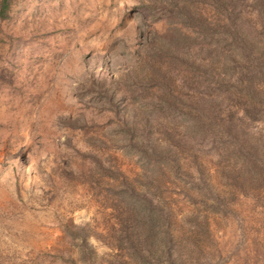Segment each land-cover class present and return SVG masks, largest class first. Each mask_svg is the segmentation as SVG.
Segmentation results:
<instances>
[{"label":"rangeland","instance_id":"374dc122","mask_svg":"<svg viewBox=\"0 0 264 264\" xmlns=\"http://www.w3.org/2000/svg\"><path fill=\"white\" fill-rule=\"evenodd\" d=\"M245 3L264 40V16ZM192 8L218 18L200 1ZM174 9L164 0H9L0 17V264H264V155L257 182L185 133L193 148L174 149L182 171L203 172V193L167 166L151 171L123 130L147 103L153 140L174 146L184 130L180 114L159 108L165 88L144 62L155 33L192 35ZM151 60L168 67L179 104L206 94L204 62L189 76L166 56ZM261 123L246 130L264 152ZM130 188L164 213L155 239L127 202Z\"/></svg>","mask_w":264,"mask_h":264},{"label":"trees","instance_id":"16d2710c","mask_svg":"<svg viewBox=\"0 0 264 264\" xmlns=\"http://www.w3.org/2000/svg\"><path fill=\"white\" fill-rule=\"evenodd\" d=\"M197 1L209 5L218 18L213 21L196 12L192 5ZM247 1L249 0H164L166 6L175 8L173 14L178 22L188 27L192 35L178 28L167 36L155 33L145 53L149 58H144V62L151 68V78H156L157 83L165 88L159 95L158 102L162 103L159 108L172 118L180 114L179 119L185 120L184 130L178 140L174 141V146L153 140L150 135L153 125L149 118L153 115L150 111L153 112L156 107L148 103L141 106L146 111L145 114L131 110L132 117L123 119L122 122L131 148L138 151L151 171H161L162 165L167 166L174 174L186 175L191 185L202 189L203 193H207L209 189L203 172L197 170L196 177H193L182 171L174 149L179 145L193 148V145L185 146V140H181L185 133L200 140L211 141L222 156L229 155L238 159L241 165L239 169L242 168L248 179L260 182L263 175L262 145L250 136L246 123L256 120L261 121L262 125L264 122V40L262 27L257 29L242 12ZM8 2L9 0H0V17L5 16ZM250 3L256 7L258 14L264 16V0H250ZM159 55L167 57L169 69L174 64L182 65L191 72L189 76H195L192 71L199 69V64L204 62L203 70L208 75L206 94L195 95L194 105L179 104V95L171 87L168 67L160 71L153 60L150 61ZM233 105L241 109L239 115L232 109ZM156 125L161 124L157 122ZM165 134L166 140L171 141L172 134L168 129H165ZM138 193L130 188L126 193L127 202L137 213V219L145 220V238L152 236L155 239V225L160 222L164 213L150 199L139 196ZM154 239L147 242L152 244ZM138 255L144 262L143 256Z\"/></svg>","mask_w":264,"mask_h":264}]
</instances>
